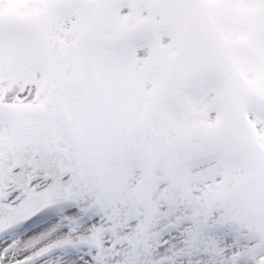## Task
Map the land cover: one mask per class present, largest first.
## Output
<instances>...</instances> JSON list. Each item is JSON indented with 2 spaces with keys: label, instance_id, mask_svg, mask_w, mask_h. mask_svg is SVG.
Wrapping results in <instances>:
<instances>
[{
  "label": "snow or ice",
  "instance_id": "obj_1",
  "mask_svg": "<svg viewBox=\"0 0 264 264\" xmlns=\"http://www.w3.org/2000/svg\"><path fill=\"white\" fill-rule=\"evenodd\" d=\"M0 264H264V0H0Z\"/></svg>",
  "mask_w": 264,
  "mask_h": 264
}]
</instances>
